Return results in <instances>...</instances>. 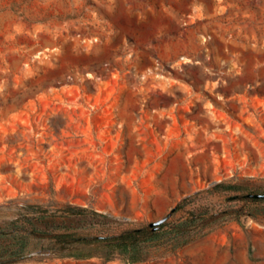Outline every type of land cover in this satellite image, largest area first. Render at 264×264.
<instances>
[{
    "label": "rangeland",
    "instance_id": "rangeland-1",
    "mask_svg": "<svg viewBox=\"0 0 264 264\" xmlns=\"http://www.w3.org/2000/svg\"><path fill=\"white\" fill-rule=\"evenodd\" d=\"M221 180L264 191V0H0V227L33 205L104 212L83 229L104 233L186 196L185 209L239 205L204 191ZM248 208L134 264H264V202ZM3 264L127 263L47 252Z\"/></svg>",
    "mask_w": 264,
    "mask_h": 264
},
{
    "label": "trees",
    "instance_id": "trees-1",
    "mask_svg": "<svg viewBox=\"0 0 264 264\" xmlns=\"http://www.w3.org/2000/svg\"><path fill=\"white\" fill-rule=\"evenodd\" d=\"M201 191L198 190L194 195ZM204 191L210 194L233 191V194L239 196L226 198V202L238 201L240 204H227L219 208L199 204L195 208L185 209L193 197L186 196L170 208L166 220L161 223L151 221L110 233L83 230L88 223L94 226V219L109 218L104 212L74 203H65L56 208L33 205L27 213L0 227V239L8 241V245L0 251V260H9L6 262L9 263L27 259L26 255L30 253L27 249L28 243L30 239L35 238L46 241L42 250L49 254L75 258L98 255L105 260L118 255L123 257L127 264H134L155 256L150 248L152 244L160 245L167 239L164 243L170 250H175L209 232L218 221L252 215L249 205L264 202V197L246 195L249 192L264 191L246 190L243 185L224 180L216 181ZM182 209L186 210V215L173 219V215ZM207 227L208 230H205Z\"/></svg>",
    "mask_w": 264,
    "mask_h": 264
},
{
    "label": "bare ground",
    "instance_id": "bare-ground-1",
    "mask_svg": "<svg viewBox=\"0 0 264 264\" xmlns=\"http://www.w3.org/2000/svg\"><path fill=\"white\" fill-rule=\"evenodd\" d=\"M44 50H45V49H44ZM49 51H50V50H49ZM51 51H52V50H51ZM41 54H42V55H43V54L46 55V52H45V51H37V52H36V56H37V57H41ZM47 54H48V53H47ZM43 57H44V56H43ZM43 59H44V58H43ZM25 61H26V60H25ZM25 65L27 66V67H26L27 70H29L28 72H31L32 70L30 71V66H31V65H30V61H26V62H25ZM31 67H32V66H31ZM27 70H25V71L27 72ZM161 80H162V79H161ZM161 82L163 83V85H164V83H168L167 80H166V81L164 80V81H161ZM169 85H170V84H169ZM57 97H59L61 101H64L62 95H58ZM59 104L61 105V103H59ZM124 113H125V112H124ZM126 115H127V114H126ZM129 115H130V114H129ZM129 115H127V116H129ZM155 117H156V119H157V118H158V115H155ZM25 118H26V117H25ZM129 118H130V117H129ZM131 118H132V117H131ZM131 118H130V119H131ZM23 119H24V118H23ZM23 119H22V120H23ZM20 120H21V119H20ZM22 120H21V121H22ZM17 122L19 123L18 120H15L14 122L11 123L13 129L16 128V127H15V126H16L15 124H16ZM22 123H23V122H22ZM27 124H28V123H27ZM22 126H23V125H22ZM29 127H30V129H28V130H21V131H20V134L22 135L23 138H25V135H29V136H30L31 134H33V133L35 132V130H33V126H32L31 124L29 125ZM2 128H3V127H2ZM171 139H172V141H173V137H172V136H171ZM174 139H175V138H174ZM175 141H176L177 143L180 142V140L177 139V138L175 139ZM175 141H174V142H175ZM174 142H173V143H174ZM176 142H175V143H176ZM175 143H174V144H175ZM180 143H181V142H180ZM180 143H179V144H180ZM87 157H88V156H87ZM89 159H90V158H89Z\"/></svg>",
    "mask_w": 264,
    "mask_h": 264
},
{
    "label": "water",
    "instance_id": "water-1",
    "mask_svg": "<svg viewBox=\"0 0 264 264\" xmlns=\"http://www.w3.org/2000/svg\"><path fill=\"white\" fill-rule=\"evenodd\" d=\"M215 183V181H214ZM247 196L250 197H264V192H249L246 194ZM239 195L238 194H232L227 196V199H233V198H237ZM167 218V215H164L162 217H159L158 219H156L155 221H153V223H161L163 221H165ZM47 255V252H31L29 254L26 255L27 258L30 257H34V256H45ZM9 260H0V264L6 263Z\"/></svg>",
    "mask_w": 264,
    "mask_h": 264
}]
</instances>
